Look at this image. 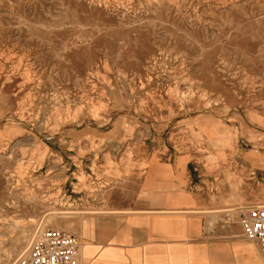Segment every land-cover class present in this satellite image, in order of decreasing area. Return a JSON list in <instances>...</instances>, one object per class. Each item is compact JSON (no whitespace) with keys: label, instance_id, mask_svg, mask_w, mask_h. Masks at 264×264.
Segmentation results:
<instances>
[{"label":"rangeland","instance_id":"374dc122","mask_svg":"<svg viewBox=\"0 0 264 264\" xmlns=\"http://www.w3.org/2000/svg\"><path fill=\"white\" fill-rule=\"evenodd\" d=\"M202 116L233 148L172 139ZM149 146L185 154L170 165ZM242 151L264 159V0H0V264L43 220L70 230L69 213L134 179L199 200L176 207L220 184L264 204V167L239 171Z\"/></svg>","mask_w":264,"mask_h":264},{"label":"crops","instance_id":"0c3cea01","mask_svg":"<svg viewBox=\"0 0 264 264\" xmlns=\"http://www.w3.org/2000/svg\"><path fill=\"white\" fill-rule=\"evenodd\" d=\"M174 127L177 134L172 139L180 137L179 131L184 129L210 150L233 148L232 131L215 119L184 117ZM227 135L230 147L222 144ZM179 149L167 147L158 152L156 146H149L144 154L164 155L168 158L165 163L172 165L176 155L185 154ZM236 155H241L235 157L239 171L252 170L260 163L264 167V159L250 157L246 151ZM260 178L264 180V176ZM219 187L213 202L234 199L229 201L237 200L245 207H214L208 196L200 201L205 207H176L199 200L186 194L162 196L152 189L142 190L134 179L108 188L101 199L92 202L93 207L69 213L71 228L62 229L78 236L80 264H264L259 246L244 237L240 224L247 206L255 201L251 185L238 193L225 189L228 184ZM49 214L56 216L57 211Z\"/></svg>","mask_w":264,"mask_h":264},{"label":"built area","instance_id":"2783aa9c","mask_svg":"<svg viewBox=\"0 0 264 264\" xmlns=\"http://www.w3.org/2000/svg\"><path fill=\"white\" fill-rule=\"evenodd\" d=\"M240 224L244 237L255 242L264 256V204L247 206ZM80 245L76 234L44 226L31 234L24 250L9 264H80Z\"/></svg>","mask_w":264,"mask_h":264},{"label":"bare ground","instance_id":"6f19581e","mask_svg":"<svg viewBox=\"0 0 264 264\" xmlns=\"http://www.w3.org/2000/svg\"><path fill=\"white\" fill-rule=\"evenodd\" d=\"M49 217H51V215L49 214L48 215ZM39 224V223H38ZM42 227H44V220L42 221V222H40V224L39 225H37V227L35 228L36 230H38V229H40V228H42ZM24 231V230H23ZM26 246V245H25ZM24 246V247H25ZM11 251L10 252H14V251H17L18 249H19V245L16 243V242H13V244H12V246H11ZM24 249V248H23ZM9 252V253H10Z\"/></svg>","mask_w":264,"mask_h":264}]
</instances>
